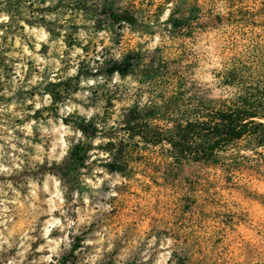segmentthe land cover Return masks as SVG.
Returning a JSON list of instances; mask_svg holds the SVG:
<instances>
[{
  "label": "rangeland",
  "instance_id": "obj_1",
  "mask_svg": "<svg viewBox=\"0 0 264 264\" xmlns=\"http://www.w3.org/2000/svg\"><path fill=\"white\" fill-rule=\"evenodd\" d=\"M237 69L264 77V0H0V264H264V149L128 130L229 107Z\"/></svg>",
  "mask_w": 264,
  "mask_h": 264
},
{
  "label": "trees",
  "instance_id": "obj_2",
  "mask_svg": "<svg viewBox=\"0 0 264 264\" xmlns=\"http://www.w3.org/2000/svg\"><path fill=\"white\" fill-rule=\"evenodd\" d=\"M110 18L114 21L122 19L115 13H111ZM127 20L134 22L132 18ZM129 67L118 66L111 72L127 76ZM227 79L229 86H237L238 90L229 107L186 109L182 115L190 118L183 123L169 120L170 128L162 132L147 120L141 124H128V130L138 133L147 144L156 146L167 142L175 162H209L219 151L239 149L242 142H245L247 150L264 149V77L253 72L245 74L237 69L229 72ZM78 151L77 148L75 152ZM75 157H78L77 153Z\"/></svg>",
  "mask_w": 264,
  "mask_h": 264
}]
</instances>
